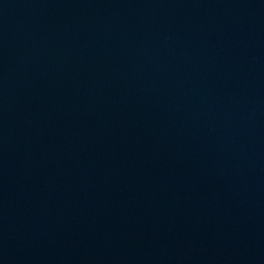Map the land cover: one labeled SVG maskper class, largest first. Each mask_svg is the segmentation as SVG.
Wrapping results in <instances>:
<instances>
[{"label": "water", "instance_id": "1", "mask_svg": "<svg viewBox=\"0 0 264 264\" xmlns=\"http://www.w3.org/2000/svg\"><path fill=\"white\" fill-rule=\"evenodd\" d=\"M0 264H264V0H0Z\"/></svg>", "mask_w": 264, "mask_h": 264}]
</instances>
